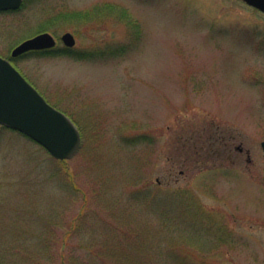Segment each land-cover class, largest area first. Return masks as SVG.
I'll return each mask as SVG.
<instances>
[{
	"label": "rangeland",
	"instance_id": "obj_1",
	"mask_svg": "<svg viewBox=\"0 0 264 264\" xmlns=\"http://www.w3.org/2000/svg\"><path fill=\"white\" fill-rule=\"evenodd\" d=\"M103 3L116 9L84 17ZM60 11L79 17L48 29L54 49L12 56ZM0 55L82 137L59 161L0 126V264H94L110 231L98 221L153 227L163 211L190 264H264L262 12L243 0H24L0 13ZM209 133L225 140L211 149ZM218 235L228 242L210 251Z\"/></svg>",
	"mask_w": 264,
	"mask_h": 264
},
{
	"label": "water",
	"instance_id": "obj_2",
	"mask_svg": "<svg viewBox=\"0 0 264 264\" xmlns=\"http://www.w3.org/2000/svg\"><path fill=\"white\" fill-rule=\"evenodd\" d=\"M243 1L264 13V0ZM23 3L24 0H0V12L19 10ZM61 41L68 48L77 44L70 32L65 33ZM56 46L57 39L45 32L19 44L12 56L52 50ZM0 125L27 136L61 161L72 159L82 145L81 133L72 119L52 106L10 60L1 56ZM262 147L264 150V141ZM238 150L243 151V148L238 147Z\"/></svg>",
	"mask_w": 264,
	"mask_h": 264
},
{
	"label": "trees",
	"instance_id": "obj_3",
	"mask_svg": "<svg viewBox=\"0 0 264 264\" xmlns=\"http://www.w3.org/2000/svg\"><path fill=\"white\" fill-rule=\"evenodd\" d=\"M115 9L116 6L114 4L103 3L102 5H98L95 8L89 10V13H85L87 16L84 14V17H90L88 18L89 20L98 19L100 16H107V14L109 15L110 12L112 13ZM76 12L77 11L56 12L48 19V28L41 29V31L38 33L49 31L48 29L53 28L56 21H65L67 18L75 19L79 17V13ZM125 12L126 11L123 12V15L126 14ZM208 140L212 143L210 147L213 149L216 147L213 144L217 141L223 142L225 140V136L224 134H221L219 137L214 138L213 135L210 134ZM200 217L201 220H198L195 223H198L197 225L202 227L204 224L203 219L208 220L209 217H205L204 214ZM168 218L169 216L167 215V211H163L161 214H159L158 220L156 221L155 219V225H153V227L146 226V224L149 222L148 219L136 220L132 218V216H128L126 218L121 216L113 221L110 220L108 223L103 219L98 221V227L104 228V231L107 229H110V231L108 230V232H105L102 236V239L99 240L100 246L98 245V247L103 248V251L100 254H96L98 258L95 259L96 261L94 264H149V260L154 259L155 261V258L160 259H157L158 264L162 262V260H164L162 264H185L186 261L188 264H190V255H183L179 250H177L178 248H173L172 242L174 235L170 236L169 233L165 232L167 229L173 227L171 224L172 220H169ZM151 223H153L152 219L150 220V224ZM136 225H143L144 228L142 227L141 230L132 232L130 229ZM160 227H162V231ZM187 236L188 237L185 238L186 240H189L191 237L188 234ZM197 237L198 239L196 243L201 242L203 244L204 240L202 239L203 237L201 234H198ZM215 239L216 240L214 243L210 241L211 243L208 244V246L212 245L209 248L210 251H213L214 248H217L213 252L219 251L220 246L228 242V237L223 235L215 236ZM163 243L165 244V247H162ZM168 243L171 244H169L167 247ZM183 244L187 245L189 244V241L184 242ZM202 247L203 245L200 244L199 250H194L199 251V253L196 254L199 255L201 259H203L205 256V251L201 250ZM160 249H169V251H162L163 253L159 255L158 252H160ZM98 252L99 249L97 253ZM164 252L167 253L164 254ZM165 255H168L169 260L165 261V259L162 258H165ZM192 256H195V254H192ZM170 257L173 258L170 259ZM170 260H174L175 262Z\"/></svg>",
	"mask_w": 264,
	"mask_h": 264
}]
</instances>
